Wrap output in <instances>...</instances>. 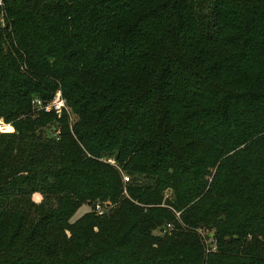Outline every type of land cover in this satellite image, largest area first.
Listing matches in <instances>:
<instances>
[{"label": "trees", "instance_id": "obj_1", "mask_svg": "<svg viewBox=\"0 0 264 264\" xmlns=\"http://www.w3.org/2000/svg\"><path fill=\"white\" fill-rule=\"evenodd\" d=\"M0 118V264H264V0H0Z\"/></svg>", "mask_w": 264, "mask_h": 264}, {"label": "rangeland", "instance_id": "obj_2", "mask_svg": "<svg viewBox=\"0 0 264 264\" xmlns=\"http://www.w3.org/2000/svg\"><path fill=\"white\" fill-rule=\"evenodd\" d=\"M58 92H62V90L59 88L58 89ZM62 95H63V92H62ZM42 112V110H38V109H34L32 110V112L30 114H28L30 117H33V118H36L38 117ZM27 115V116H28ZM72 119L75 120V116L72 114ZM58 117H61V116H58ZM1 120H3V122L6 124H9L13 127V131L12 132H2L0 131V133H14L16 131V128H15V125L13 122H5V119L4 118H0ZM71 119V120H72ZM61 126H60V123L57 121H54V122H51L49 123L46 127L43 128L42 132L43 134L46 136V137H54V136H57L59 134V132L61 131L60 130ZM104 161H107V162H110L112 164H115V160L114 158L110 157L108 158V160H104ZM124 179L126 177H129V175L127 173L124 172ZM126 181V179H125ZM128 182V181H126ZM126 192V191H125ZM170 194V193H169ZM33 199L37 202H39L40 200H42V195L41 194H38V193H35L33 195ZM97 204H101V202H98ZM107 206H110V203H107ZM93 210V207L90 205V204H84L77 212L76 214L73 216L72 218V221L76 220L77 218H79L80 216H82L83 214H85L86 212H89ZM95 211L97 214H99V211L97 210V208L95 207ZM179 214V213H178ZM173 228L172 225H165L163 227H158L157 229H155L153 231V233L157 236H160V235H164L165 234V231L169 232L171 231ZM197 232L201 235L202 237V240L204 241L205 245H206V248L208 249V251H215L217 249V245H216V242H215V238H214V230H209V229H202V228H199L197 229Z\"/></svg>", "mask_w": 264, "mask_h": 264}, {"label": "built area", "instance_id": "obj_3", "mask_svg": "<svg viewBox=\"0 0 264 264\" xmlns=\"http://www.w3.org/2000/svg\"><path fill=\"white\" fill-rule=\"evenodd\" d=\"M32 104L34 109L42 110L45 112H55L58 115H62L65 110L69 111L66 99L63 97L62 92L58 91L50 101L44 102L41 98L36 97L33 99ZM9 126L11 125L7 123L5 124L3 120L0 119V131L12 132L13 128L11 129ZM125 179L126 181H128L129 177H126ZM96 208L99 211V214L105 213V208L103 207V205L98 204ZM165 233H167V231H165Z\"/></svg>", "mask_w": 264, "mask_h": 264}, {"label": "bare ground", "instance_id": "obj_4", "mask_svg": "<svg viewBox=\"0 0 264 264\" xmlns=\"http://www.w3.org/2000/svg\"><path fill=\"white\" fill-rule=\"evenodd\" d=\"M11 129L13 128L12 126H9Z\"/></svg>", "mask_w": 264, "mask_h": 264}]
</instances>
